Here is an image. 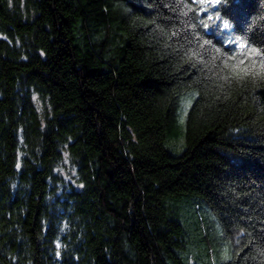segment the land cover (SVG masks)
I'll list each match as a JSON object with an SVG mask.
<instances>
[{
	"label": "trees",
	"instance_id": "trees-1",
	"mask_svg": "<svg viewBox=\"0 0 264 264\" xmlns=\"http://www.w3.org/2000/svg\"><path fill=\"white\" fill-rule=\"evenodd\" d=\"M236 37L264 54V0H0V264H198L193 233L264 264V74L225 79Z\"/></svg>",
	"mask_w": 264,
	"mask_h": 264
},
{
	"label": "snow or ice",
	"instance_id": "snow-or-ice-1",
	"mask_svg": "<svg viewBox=\"0 0 264 264\" xmlns=\"http://www.w3.org/2000/svg\"><path fill=\"white\" fill-rule=\"evenodd\" d=\"M196 3L206 4L209 7H214L222 2V0H195ZM200 11L207 12L208 8H201ZM221 17L217 16L215 19L212 15H208V20L212 22V25L216 23L217 20H220ZM209 23H205L204 27L206 29L211 28ZM223 28L229 29L230 24L225 21L223 22ZM236 45L237 51L234 55L229 56L227 60L224 61V69L227 70L228 75L225 76L227 79L229 76L233 77H243L249 74H252L254 71H257V74H264V54L255 48L247 46L243 41H240V37H236L234 41H229ZM260 57L259 64L256 60L251 59L252 57Z\"/></svg>",
	"mask_w": 264,
	"mask_h": 264
},
{
	"label": "rangeland",
	"instance_id": "rangeland-1",
	"mask_svg": "<svg viewBox=\"0 0 264 264\" xmlns=\"http://www.w3.org/2000/svg\"><path fill=\"white\" fill-rule=\"evenodd\" d=\"M181 122L183 123V121H181ZM192 239H193V241H190V245H191V249L193 251V254H192L193 261L197 262L198 264H210V263H205L206 261H204L202 259V256L200 254V248L196 244L197 237H196V235H194V233L192 234ZM228 241H230V240L228 239ZM222 255L224 256V258H229V253L227 250L223 251ZM213 264H216V261H214Z\"/></svg>",
	"mask_w": 264,
	"mask_h": 264
}]
</instances>
